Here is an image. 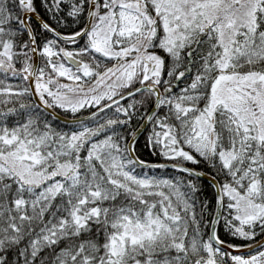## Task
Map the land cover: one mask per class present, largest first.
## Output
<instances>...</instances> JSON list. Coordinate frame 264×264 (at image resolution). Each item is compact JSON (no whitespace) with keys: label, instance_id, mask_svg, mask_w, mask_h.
I'll list each match as a JSON object with an SVG mask.
<instances>
[{"label":"snow or ice","instance_id":"snow-or-ice-1","mask_svg":"<svg viewBox=\"0 0 264 264\" xmlns=\"http://www.w3.org/2000/svg\"><path fill=\"white\" fill-rule=\"evenodd\" d=\"M0 264H264V0H0Z\"/></svg>","mask_w":264,"mask_h":264},{"label":"trees","instance_id":"trees-1","mask_svg":"<svg viewBox=\"0 0 264 264\" xmlns=\"http://www.w3.org/2000/svg\"><path fill=\"white\" fill-rule=\"evenodd\" d=\"M144 158H148V154H147V152H144Z\"/></svg>","mask_w":264,"mask_h":264}]
</instances>
